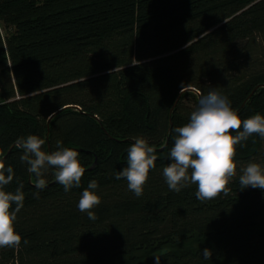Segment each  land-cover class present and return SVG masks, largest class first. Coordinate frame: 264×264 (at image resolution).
<instances>
[{
	"label": "trees",
	"instance_id": "obj_1",
	"mask_svg": "<svg viewBox=\"0 0 264 264\" xmlns=\"http://www.w3.org/2000/svg\"><path fill=\"white\" fill-rule=\"evenodd\" d=\"M212 88L242 121L264 116V0H0V163L14 172L4 190L24 194L21 243L0 247V264H102L162 247L135 264H264V190L239 182L248 162L264 168V139L236 146L237 174L214 199L163 177L173 129ZM28 135L79 153V188L65 192L52 168L35 187L14 143ZM141 135L157 160L136 197L116 174ZM91 180L95 219L77 207Z\"/></svg>",
	"mask_w": 264,
	"mask_h": 264
},
{
	"label": "clouds",
	"instance_id": "obj_2",
	"mask_svg": "<svg viewBox=\"0 0 264 264\" xmlns=\"http://www.w3.org/2000/svg\"><path fill=\"white\" fill-rule=\"evenodd\" d=\"M186 88L182 87L181 92ZM232 131L237 134L233 136ZM173 132L176 136L169 152L171 163L163 167V177L169 190L179 193L191 183L197 185L195 196L198 200H211L221 192L227 194L226 186L237 174L236 146L245 147L241 142L247 141L253 134L264 139V116L255 114L242 121L228 98L212 88L201 96L189 122L174 128ZM132 140L134 142L127 150V166L117 172L116 179H126L128 189L140 197L149 171L155 168L157 156L155 148L149 146L142 135L132 137ZM14 143L23 150L20 159L28 166L27 171L35 175L37 189L45 188L44 175L50 168L55 169V179L65 192L80 187L85 169L78 160L76 150L64 147L63 142L58 140L55 151L45 152L42 150L45 141L36 135L19 137ZM240 171L241 189L250 186L264 190V168L260 164L250 161ZM13 177V168H5L4 163H0V247H18L21 243L14 222L24 206L23 185L14 193L4 190ZM97 188V181L91 180L77 205L79 211L87 212L90 219L96 218L92 209L100 204V198L94 191ZM13 204L16 205L15 210H11ZM201 253L206 260L211 258L209 249ZM155 259L159 264L160 258Z\"/></svg>",
	"mask_w": 264,
	"mask_h": 264
},
{
	"label": "rangeland",
	"instance_id": "obj_3",
	"mask_svg": "<svg viewBox=\"0 0 264 264\" xmlns=\"http://www.w3.org/2000/svg\"><path fill=\"white\" fill-rule=\"evenodd\" d=\"M185 242H191V240H186L179 244L183 246ZM165 250H167L166 247L164 248L162 247L161 250L155 252H143L139 250L130 255L109 256L108 258L104 259L101 263L102 264H135V263L143 262L149 259L154 254L161 253Z\"/></svg>",
	"mask_w": 264,
	"mask_h": 264
},
{
	"label": "water",
	"instance_id": "obj_4",
	"mask_svg": "<svg viewBox=\"0 0 264 264\" xmlns=\"http://www.w3.org/2000/svg\"><path fill=\"white\" fill-rule=\"evenodd\" d=\"M176 100H177V96H176V98L174 99L173 105L175 104ZM173 105H172V107H173ZM242 105H243V102L240 104V107H241ZM172 107H171V109H172ZM171 109H170V111H171ZM48 120H49V119H48Z\"/></svg>",
	"mask_w": 264,
	"mask_h": 264
}]
</instances>
